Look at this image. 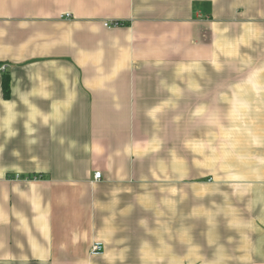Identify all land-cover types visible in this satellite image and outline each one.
Returning <instances> with one entry per match:
<instances>
[{
	"label": "crops",
	"instance_id": "crops-1",
	"mask_svg": "<svg viewBox=\"0 0 264 264\" xmlns=\"http://www.w3.org/2000/svg\"><path fill=\"white\" fill-rule=\"evenodd\" d=\"M0 264H264V0H0Z\"/></svg>",
	"mask_w": 264,
	"mask_h": 264
},
{
	"label": "built area",
	"instance_id": "built-area-1",
	"mask_svg": "<svg viewBox=\"0 0 264 264\" xmlns=\"http://www.w3.org/2000/svg\"><path fill=\"white\" fill-rule=\"evenodd\" d=\"M120 25V22L119 21H115V22H112V21H108V22H105V26H118ZM5 68V66L3 67ZM102 177V174L101 172H96L95 173V179H101ZM104 250V246H103V243L102 242H95V244L93 245L92 247V250H91V253L93 255H97V254H101Z\"/></svg>",
	"mask_w": 264,
	"mask_h": 264
},
{
	"label": "trees",
	"instance_id": "trees-1",
	"mask_svg": "<svg viewBox=\"0 0 264 264\" xmlns=\"http://www.w3.org/2000/svg\"><path fill=\"white\" fill-rule=\"evenodd\" d=\"M119 22H120V25H123L124 24V22H121V21H119ZM6 78L7 79H5V81H4L5 90L8 89V87H9L8 77H6Z\"/></svg>",
	"mask_w": 264,
	"mask_h": 264
}]
</instances>
